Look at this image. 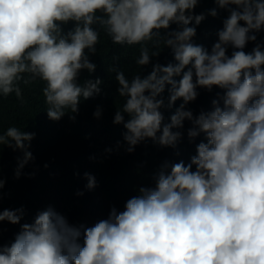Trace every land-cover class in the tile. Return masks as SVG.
Returning <instances> with one entry per match:
<instances>
[{"label": "clouds", "instance_id": "9594fccd", "mask_svg": "<svg viewBox=\"0 0 264 264\" xmlns=\"http://www.w3.org/2000/svg\"><path fill=\"white\" fill-rule=\"evenodd\" d=\"M199 2L0 0V96L20 99V81L40 80L49 119L78 113L81 99L101 91L99 78L78 79L82 70L96 68L89 59L100 39L95 25L113 44L142 45L138 66L159 55L160 48L144 46L154 40H162L175 61L154 63L148 74L131 79L113 67L124 98L113 123L125 129V151L148 139L175 149L185 121L189 142L204 137L187 164L165 161L151 186L139 187L123 210L112 206L92 226L71 224L52 206L20 223L23 206L7 207L21 202L0 192V222L20 224L15 236H5L10 243L0 237V264H264V50L260 44L243 50L264 30V0H214L217 7L207 14L216 17L224 9L228 15L210 50L192 42L205 19L193 13ZM68 22L73 27L65 30ZM173 24L177 28L162 36L160 30ZM213 86L222 94L194 115L186 105L198 88ZM177 100L166 122L161 109ZM93 115L99 118L100 109ZM34 137L15 126L0 133V146L22 152L17 177L34 159L28 150ZM85 176L93 188L95 178ZM4 184L0 178V189Z\"/></svg>", "mask_w": 264, "mask_h": 264}, {"label": "trees", "instance_id": "16d2710c", "mask_svg": "<svg viewBox=\"0 0 264 264\" xmlns=\"http://www.w3.org/2000/svg\"><path fill=\"white\" fill-rule=\"evenodd\" d=\"M216 7L214 0H200L193 10L194 14L205 13V19L196 26L192 42L208 50L217 40V30L222 28V21L228 15L224 9H217L216 17L207 14L209 9ZM63 27L65 30L71 29L73 23L68 22ZM94 27L100 30V39L96 52L89 54V59L96 68L92 73L82 70L78 79L83 83L88 79L99 78L101 91L91 98L81 99L78 113H66L58 121L49 119L42 94L44 82L40 80L27 84L20 81V99L15 93L7 97L0 96V133L10 126L35 133L28 149L34 159L20 170L19 177L15 172L22 152L0 146V178L5 180L0 192L11 200L21 202V205L7 207L16 209L23 206L25 215L20 223L32 222L37 211L52 206L69 223L92 226L100 219L107 218L112 206L123 210L126 200L136 195L139 187L151 186L154 174L165 161L175 163L183 160L187 164L190 156L195 154V145L204 139L201 134L189 142L187 129L191 125L185 121L184 127L178 129L182 138L175 149L161 147L148 139L135 146L133 152L125 151L127 145L122 135L125 129L122 124L113 123L116 109H122L124 103V98L117 93L118 83L113 67L131 79L136 74H148L154 63L167 65L175 61L163 41L154 40L144 46L150 52L160 48L159 55L151 57L148 65L138 66L135 61L142 45L113 44L99 26ZM176 28L177 25L173 24L168 30L161 29V35ZM256 37V41L246 44L243 49L245 52H250L256 44H260L264 50V30L256 33ZM232 51L229 47L227 54L231 55ZM197 91V98L186 105L194 115L201 110H209L216 94L223 92L215 86L211 91L204 88H198ZM163 95L167 103V91ZM180 102L177 100L171 109H161L166 122ZM97 108L101 111L99 118L93 115ZM72 115L75 119H70ZM85 173L95 178V186L91 189L86 187L88 179ZM0 228L2 242L10 243L4 240L5 236H15L20 224L4 221L0 222Z\"/></svg>", "mask_w": 264, "mask_h": 264}]
</instances>
